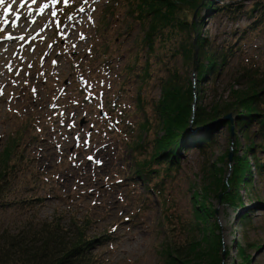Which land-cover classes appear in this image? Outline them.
Here are the masks:
<instances>
[{"label":"rangeland","instance_id":"1","mask_svg":"<svg viewBox=\"0 0 264 264\" xmlns=\"http://www.w3.org/2000/svg\"><path fill=\"white\" fill-rule=\"evenodd\" d=\"M256 1L224 0L218 4L229 3L231 9L237 7L235 12L215 10L208 18L204 8L186 11L189 21L204 16L199 34L206 38V47L230 49L220 72L213 78L206 74L198 85L195 69L184 65L181 54H172L178 36L156 40L152 53L142 46L144 27L136 18L135 0H61L56 17L51 16V4L42 15L38 12L40 4L50 0L36 5L27 0L19 11L17 0L5 17L11 3L5 0L0 37L25 39L0 40V156L22 158L10 193L23 191L43 199L32 208L0 209V229H14L34 216L58 220L72 236L73 224L87 221V234L97 240L91 252L102 264H161L162 247L190 235L192 191L208 186L214 188L209 195L214 213L208 223L217 226L223 263L242 264L237 247L244 246L248 214L247 241L258 246H246L250 264H264V172L248 157L250 180L238 188L240 205L221 202L216 197L219 185L213 182L219 177L220 185L227 183L234 143L240 148L246 143L234 114L226 113L231 115L228 121L222 115L193 128V133L211 131V146L181 150L177 166L170 169L152 164L156 172H141L163 134L154 103L168 71L176 69L190 81L193 105L209 109L230 103L232 90L247 89L249 80L258 99H264V19L254 25L260 11L250 10ZM75 15L79 17L73 23L67 19ZM147 60L149 78L141 82L140 67ZM134 61L139 72L128 76L124 67ZM145 121L147 129H141ZM19 139L22 145L14 151ZM262 155L258 152L256 160ZM156 185L158 193L152 189Z\"/></svg>","mask_w":264,"mask_h":264},{"label":"trees","instance_id":"2","mask_svg":"<svg viewBox=\"0 0 264 264\" xmlns=\"http://www.w3.org/2000/svg\"><path fill=\"white\" fill-rule=\"evenodd\" d=\"M135 15L143 28L142 46L149 52L154 51V42L164 41V36H178L177 46L173 55L181 54L186 67L195 69L197 84L199 85L206 74L210 78L215 77L220 68L227 62L229 51H219V46H205L206 38L200 36L199 29L202 21L195 19L189 21L186 11L193 14L199 8L208 10L209 16L213 9L234 13L237 7L231 9L229 3H221L224 0H135ZM218 5H217V4ZM251 11H260L259 19L255 18L254 25L264 19V2L257 0L251 7ZM192 17V15H191ZM254 18V17H252ZM196 36V42L193 38ZM162 39V40H161ZM172 48V47H171ZM197 49V57L193 59V50ZM172 55V56H173ZM162 62V58L158 59ZM148 60L144 62L139 79L147 82L149 78ZM135 61L126 65L128 76H137ZM245 90H232L234 100L225 105L213 104L209 109L198 104L193 105V92L190 81L183 79L176 69L168 71V74L160 79V95L154 103V115L161 122L160 129L163 134L155 140V151L150 161L141 164V172L144 175L156 172L150 167L166 165L167 169L177 166L180 151L187 148L186 143L196 138L197 147L211 146V131L205 133H193L197 128L207 125L217 117L232 113L235 115V125L239 135L245 140L241 145L242 153L232 155L230 162V176L227 183L220 185L219 177L213 180L218 183L221 201L235 205L243 204L239 197L238 188L249 182L251 165L248 157L255 160L258 170L264 172V99H258L254 82ZM228 121V120H226ZM148 122L140 123L147 129ZM229 128V124H227ZM203 135L202 137H200ZM252 138L257 142L250 141ZM23 140L14 141L13 150L17 151ZM236 146L238 143H235ZM239 148V147H238ZM258 152H262L261 158L256 160ZM0 156V209L11 206L20 208L35 207L43 198L35 194L26 195L23 191L12 195L10 190L15 181L16 173L21 170V156L14 161ZM137 172V171H136ZM139 172V171H138ZM160 188V187H159ZM157 185L152 189L160 190ZM214 188L203 186L192 191L194 224L189 231L188 239L183 242L167 244L160 250L162 264H224L222 261V242L216 231V225L208 223L214 210L209 202V194ZM253 200H251L252 202ZM257 201V200H256ZM74 223V233L67 236V230L56 219L40 220L37 217H25L20 225L14 229H0V264H102L91 252L92 246L97 242L96 237L87 234L88 222ZM215 224V223H214ZM250 227L249 220L244 216L242 242L237 247V255L242 264H250L248 247L258 246L248 243L246 233ZM199 234L196 235V234ZM194 234V235H193ZM196 235V236H195Z\"/></svg>","mask_w":264,"mask_h":264},{"label":"snow or ice","instance_id":"3","mask_svg":"<svg viewBox=\"0 0 264 264\" xmlns=\"http://www.w3.org/2000/svg\"><path fill=\"white\" fill-rule=\"evenodd\" d=\"M60 2H61V0H50V2H48V3H42V4H40V6H39V8H38V12L42 15V14L44 13L45 10H48V9H49L50 4H51L52 9H53V10L51 11V16H52V17H56V16H57V11L55 10V7H56V5H57L58 3H60ZM62 2H63L64 4H68V3H69V0H62ZM84 2L87 3V0H84ZM4 3H5V0H0V6H3ZM16 3H17V0H11V3H9L8 6L4 9V16H5V17L8 15V13H9L10 11H12V5H13V4H16ZM26 3H27V0H19V7H20L21 9H23V8L25 7V4H26ZM37 3H38V0H31V5H36ZM31 5H29V7H30ZM79 11H80L81 13H85L86 10H85L83 7H81V8H79ZM28 15H31V13H29ZM16 19H17V20H20V19H21V17H20L19 14L16 15ZM25 19H26V18H25ZM67 19H68V20H71L72 17H67ZM4 22H5V24L8 23L7 20H5ZM32 23L35 24V20H33ZM13 26H15V25H13ZM57 26H58V27L60 26V22H59V21L57 22ZM4 31H5L4 28H0V32H4ZM16 39H18V40H20V41H23V40L25 39V37H24L23 35H21V36H19V37H14V36H12V35H10V34H9V35H6V36H3V37H0V40H16ZM33 39H34V37H33ZM54 63H55V62H54ZM9 70H11V68H9ZM0 94H2V93H0Z\"/></svg>","mask_w":264,"mask_h":264},{"label":"bare ground","instance_id":"4","mask_svg":"<svg viewBox=\"0 0 264 264\" xmlns=\"http://www.w3.org/2000/svg\"><path fill=\"white\" fill-rule=\"evenodd\" d=\"M216 1H217V0H216ZM29 4H31V2H30ZM216 4H217V3H216ZM17 9H18V11L21 10V8H17ZM214 11H215V9H213L212 13H213ZM22 13H23V12H22ZM208 13H209L208 10L205 9V15H204L205 18H208V16H207ZM19 15H20V13H19ZM204 16L201 17V21H203ZM78 17H79V15H75V16L72 18V23H73L75 20H77ZM138 22H139V20H138ZM139 23H140V22H139ZM140 128H141V129H144V128H142L141 126H140ZM206 133H207V132H206ZM202 136H203V135H201L200 137H202ZM235 143H236V142H235ZM235 143H234V149H233V151H232V153H231V156H230V162H232V161H231V159H232V155H233L234 153L237 155V154H238L237 151H238V149L240 148L239 146H236ZM198 145H199V143H198ZM198 145H197L196 138H193L191 143H190V142L186 143L187 148H189V147H194V146L197 147ZM238 147H239V148H238ZM240 150H241V149H240ZM179 158H180V156H179ZM210 194H211V193H210ZM210 194H209V195H210ZM218 199L221 201V195H218ZM221 202H223V201H221ZM224 203H225V202H224ZM227 204H228V205H231V203H230V204L227 203ZM236 204H237V205H240V203H238V202H237ZM213 210H214V209H213ZM245 216L247 217L248 220L250 219V217H249L248 214H246ZM189 229H190V231H192V230H191V227H189ZM192 232H194V231H192ZM102 243H103V242H102ZM102 243H101V244H102ZM222 255H223V254H222ZM160 258H161V256H160ZM161 264H162V261H161Z\"/></svg>","mask_w":264,"mask_h":264},{"label":"water","instance_id":"5","mask_svg":"<svg viewBox=\"0 0 264 264\" xmlns=\"http://www.w3.org/2000/svg\"><path fill=\"white\" fill-rule=\"evenodd\" d=\"M195 37H194V43H195ZM197 57V50H194V53H193V58L195 59ZM231 118V115L230 114H225L223 117H222V120H229ZM229 157H230V154H229Z\"/></svg>","mask_w":264,"mask_h":264}]
</instances>
